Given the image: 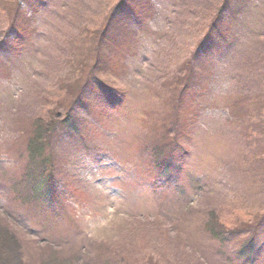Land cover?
Wrapping results in <instances>:
<instances>
[{"label": "rangeland", "instance_id": "rangeland-1", "mask_svg": "<svg viewBox=\"0 0 264 264\" xmlns=\"http://www.w3.org/2000/svg\"><path fill=\"white\" fill-rule=\"evenodd\" d=\"M13 1L0 0V38L11 41L0 60V226L16 234L22 264H264V93H258L264 91V0L234 1L230 50L212 56L211 103L200 107L193 125L179 133L169 129L174 136L168 139L180 143H174L167 176L152 177V185L144 183L151 154L140 153L145 138L137 131L156 140L175 120L191 123L194 108L185 101L188 107L175 110L169 76L182 72L191 55L198 23L187 11L197 1L152 0L155 6L142 5L147 12L127 10L133 35L120 76L98 75L124 102L113 109L102 93L89 97L84 110L95 112L93 123L98 119L104 130L91 126L95 134H86L101 145L79 153L73 139L72 157L58 163L66 180H76L70 187L77 197L53 217L18 200L32 128L24 114L42 95L60 97L63 79H76L73 60L89 45L77 40L84 34L79 24L98 29L116 0H98L74 18L65 14L67 0H17L18 22L2 37L3 14ZM65 54L68 61L58 67ZM249 81H260L261 90H246ZM64 115L60 110L58 121ZM59 130L62 135L64 127ZM212 228L221 235L209 236Z\"/></svg>", "mask_w": 264, "mask_h": 264}, {"label": "trees", "instance_id": "trees-1", "mask_svg": "<svg viewBox=\"0 0 264 264\" xmlns=\"http://www.w3.org/2000/svg\"><path fill=\"white\" fill-rule=\"evenodd\" d=\"M195 1L197 2H193L191 9L187 11L188 17H193L195 22L198 23L191 55L179 68L182 72L169 76L172 78L170 87L176 88V94L173 97L176 102L175 110H178L179 105L180 107L185 105L188 107L189 105L185 101H190V108H194L191 111V116H189L191 123L181 126L180 121L176 122L175 120V125L162 127L164 136L156 140L151 139V136H148V132H143L141 128H138V136L145 138L142 148L139 149L140 153L143 155L146 152L151 154V156H148L144 166V170L148 174L144 183L149 181L151 184L153 182L151 180L152 177L156 179L162 174L167 176L171 151L177 150L175 149V144L180 143L168 139L174 136L169 135V129L179 133L181 128L193 125L194 121L197 120V112L200 107L211 103L208 91L210 90L209 84L216 77L212 72L214 63L212 56L214 53H223L224 50H228L226 49L228 48L227 43L230 42V46L232 44V30L237 21L236 14L232 10L235 0ZM95 2H98V0H67L63 8L66 15H71L70 17L74 18L82 13L81 11L84 7L88 8ZM115 4L112 14L104 18L98 29L90 30L88 26L79 24L84 34L78 37L77 40L81 42L88 39L89 45L84 54L79 53L78 58L73 60L75 61L73 68L76 70V79L72 81L68 78L63 79L62 85L59 86L60 97L55 101H51L47 100L46 95H42L39 97V102L35 101L34 110L24 114L32 128L29 132L30 138H28L25 145L26 156L24 159L22 158V163L19 162L21 163V174L17 177L18 200L34 213L37 212L44 216L53 217L55 213L61 214L65 211L64 207L68 200L72 197L74 198V195L77 197L76 191L71 188V184L76 183V180H73V178L66 180L63 176L64 171L60 168L58 162L59 160H66V158L68 160L72 157L68 148L71 146L73 139L77 145L72 146L73 148L80 147L79 153L91 152L93 149L97 150L99 145H101L98 143L92 144V137L88 138L86 134V132L90 131L95 134L93 131L96 130H88L91 126L104 130V126L100 125L98 119L93 123V119L98 117L92 116L95 112L86 113L89 110H84L85 105H88L89 97L93 93L100 92L113 109H117L124 102L121 98L120 90L103 84V81L100 78L98 79V75L100 71H104L115 72L120 76L119 69L128 49L125 45H128V39L133 35L132 28L127 30L128 23L131 21L127 10H130L132 14L133 10L136 12H147L142 5L149 7L151 5L155 6V4L152 0H116ZM5 10L6 12L3 16L6 20V29H1L2 37L10 30H14V25L18 22L20 8L17 0L13 1L11 8ZM205 12L207 17H204ZM133 16V23H138L134 20L136 15L134 14ZM18 35L21 37V34ZM9 45H11V41H5L0 38V60L5 57ZM68 57L69 54L59 57V62L56 65L58 67L65 66L64 64L68 61ZM193 62L197 63L199 67L194 68ZM166 74L167 72L164 76ZM232 74L233 80L238 82V74L233 72ZM221 75L225 76L226 74ZM94 80H99L98 86H94ZM259 82H247L246 90L254 91L257 88L261 90ZM100 93H97L96 96ZM258 93H264V91ZM41 107L47 108L45 117L40 115ZM58 110H64L65 112L63 121H58L57 119ZM226 116L229 117L230 115L226 113ZM260 116L261 118L264 117V115ZM175 117H178L177 112H175L172 119H175ZM234 120L235 117H233V122ZM61 126L64 127L62 135L59 130ZM114 139L117 140V138ZM168 140L171 145L168 144ZM179 147L181 149V145ZM135 168L138 169L136 171L140 170L138 164L135 165ZM3 230V227L0 226V264H22V255L18 251L20 246L16 243V234L9 232V230ZM207 231L211 237L221 235L219 233L216 234L214 228Z\"/></svg>", "mask_w": 264, "mask_h": 264}]
</instances>
